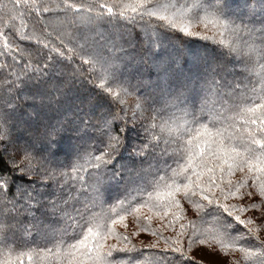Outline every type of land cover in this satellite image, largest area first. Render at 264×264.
<instances>
[{
	"label": "snow or ice",
	"instance_id": "snow-or-ice-1",
	"mask_svg": "<svg viewBox=\"0 0 264 264\" xmlns=\"http://www.w3.org/2000/svg\"><path fill=\"white\" fill-rule=\"evenodd\" d=\"M21 7L55 19L45 20L38 36H19L43 47L25 48L7 35L0 51L5 57L0 67V264H16L10 246L15 214L34 210L41 213L33 217L41 240L56 248L55 264H202L190 255L194 246L226 249L225 239L246 245L239 247L241 257L227 264H264V240L257 235L264 223L247 232L238 228L253 224L238 213L264 208V0H9L0 4V35ZM195 24L200 31L193 30ZM226 32L236 40H225ZM25 57L30 70L17 74L14 65ZM258 62L257 81L225 83L238 68L253 72ZM80 78L114 104H125L147 79L150 91L138 96L140 114L133 110V128L116 130L115 121L125 119L119 113L93 124L81 108L75 119L46 125L39 136L21 143L14 135L21 93L33 107L39 101L42 109L59 111ZM87 103L97 106L91 97ZM138 121H143L146 139L121 162L128 133ZM65 133L75 141L68 145L71 166L58 161ZM149 157L153 163L142 167ZM81 171L88 175L79 176ZM235 171L241 177L233 183L227 178ZM77 178L84 192L70 184ZM153 195L162 203H152ZM257 195L259 203L245 202ZM106 199L114 200L120 212L115 206L106 215L93 211ZM181 200L193 206L195 220L180 214L187 211ZM144 207L157 209L158 215L163 208L164 217L174 208L173 221H184L163 248L158 241L137 248L128 235L113 231L112 225L123 223L126 215L140 220ZM113 236L119 245L106 246ZM146 249L157 251L148 260L137 259ZM41 251L51 253L33 250L29 261Z\"/></svg>",
	"mask_w": 264,
	"mask_h": 264
},
{
	"label": "trees",
	"instance_id": "trees-1",
	"mask_svg": "<svg viewBox=\"0 0 264 264\" xmlns=\"http://www.w3.org/2000/svg\"><path fill=\"white\" fill-rule=\"evenodd\" d=\"M9 0H0V4L8 3ZM49 18L55 19L49 14H45L44 16L39 15L35 11L29 14L28 9L21 7L17 9L15 19L12 20L9 24L7 30H4V34L0 35V51L3 50V45L5 43V36L10 35L11 38L16 39L17 42L21 44L22 47L28 48L31 46L32 49L37 47H43V45H37L35 40H20L19 36L23 35L26 37H33L40 35V27L43 26V22ZM0 29H3V24L0 23ZM50 30V29H49ZM193 30L200 31L201 26L199 24H195L193 26ZM102 31V30H101ZM229 43H232L236 40V37L231 35L230 33H225L224 37ZM97 39H100L97 37ZM194 39V38H192ZM241 40H248L249 44H252V41L247 36H241ZM203 43V42H201ZM19 59V57H18ZM258 60V58H257ZM7 63L11 64V58L9 57ZM79 61H77V64ZM29 61L27 57L23 59V61L19 65H14L16 73L22 74L25 70H30L28 68ZM5 66V57L0 55V67ZM231 69V65H229ZM32 67L34 68L35 65L33 64ZM261 65L258 62L256 68L253 72H241L239 68L237 69L234 75H229L225 83H231L232 86H235L237 83H250L252 81H257L259 79V69ZM147 72V68L144 69ZM85 75H87V70H85ZM238 77H246L247 79H239ZM155 80V75L153 74V81ZM99 84V81H97ZM147 85V79L139 86V89L136 94L126 97L125 104H114L111 101H104L101 97V94L97 87H94L91 83L87 80L80 78L79 81L73 86V91L69 95L70 100H68L69 96L62 100L63 107L59 110H48L42 109L40 107L39 101L36 102L35 107L32 105L31 100L25 99V93H21V98L16 101L17 104V117H18V126L14 132V135L22 140H29L30 137L39 136V134L43 131L46 125L52 124L59 126L60 124H66L67 121L75 119V113H77L78 109L82 108V113L84 119H90L93 124H98L101 120L102 116H107L109 113L115 115L119 113L121 117L125 119H119L115 121L114 127L117 131L120 130L121 127H127L129 129L133 128V124L131 121V116L133 110L137 112L139 116L140 110L135 107L136 101L138 96L147 95L150 91V88ZM154 83L152 87H154ZM227 90V89H225ZM56 93H53L55 96ZM94 98L97 100V106L91 107L87 101L88 98ZM211 100L212 97L209 96ZM81 100H84L85 103L81 105ZM123 109V110H121ZM86 113V115H84ZM179 115V113H177ZM110 118V117H109ZM127 120V123L125 121ZM143 121H138L135 125V129L129 131V147L124 152V159L121 162H127L129 160V153L132 151V146H139L143 141H145V133L141 124ZM123 135V133H121ZM75 141L73 139L68 138V134L65 133V139L61 141L60 152L58 153V161L62 165L71 166L73 162V157L71 152L68 149V145L74 144ZM161 145H163V140H161ZM99 147V145H97ZM9 152L11 153V146L9 148ZM153 163L152 159L149 157L148 160L142 167L147 168L149 164ZM172 167L179 171L177 164L172 163ZM137 164L139 165V160H137ZM84 168H87V165H83ZM88 173L85 171H81L79 176H87ZM171 175V172H169ZM241 177V173L239 171H235L231 177L227 179H231L233 183ZM218 182L219 177H218ZM70 184H74L75 188L80 189L81 192H84L83 182L80 181L78 178L74 181H70ZM222 186H225L222 183ZM218 191V190H217ZM242 191H252L250 188L242 189ZM73 195H76L73 192ZM91 198L90 193H85ZM85 198L84 195L80 196V199L83 200ZM147 199V196H145ZM260 197L254 196L252 197L251 201L245 202H256L259 203ZM229 202L234 203H241V201L236 200L235 198H230ZM98 206L93 209V211L102 214H110L111 207L115 206L117 212H120L119 205L115 204L114 200L106 199V203L100 205L99 202ZM152 203H162L160 201L155 200V196L153 195ZM3 206H0V210H2ZM10 207V206H9ZM181 207L182 209H186L187 211H181L182 216H187L191 220L196 219V213L193 206L187 200H181ZM164 209H159V215L157 214V209L152 208L151 210L149 207H144L140 209V220H136L134 215H126L125 220L123 223L117 222L116 224L112 225L113 231L119 235H128L131 241V244H134L137 248H141L142 245H147L152 242L158 241L159 247H165V239L171 242L173 238H175L176 231L179 229V224L183 223L184 221H173L171 212L175 211V209L169 210V216H163ZM40 211H33L32 213L20 211L18 214H15V227L21 231L20 235L15 234V243L10 245L12 248L11 258L16 261V264H37V260L40 261V264H55V255H56V248L52 246L51 243H44L41 240V232L38 231L36 227V219L40 217ZM124 214V213H120ZM241 216V219H251L253 220L252 225H248L245 227L244 225H239L238 228L241 232H247L248 228L256 227L259 228L262 223H264V208L259 210H249L248 212L238 213ZM149 217L148 220H144L143 217ZM114 218V217H113ZM168 224V227L165 225ZM127 225V228L124 227ZM210 227V225H209ZM135 232L136 235H131V233ZM156 233V235H153ZM260 239L264 240V228L260 229L257 233ZM233 237L237 236L236 232L232 233ZM163 237V238H161ZM2 239V237H0ZM255 242V240H253ZM105 245L111 244H118L119 242L113 236L110 239L104 241ZM223 243L228 244L226 249H222L219 244L212 245L215 248V251H209L210 245H195L194 251L190 253L193 259L201 261L202 264H227V261L235 260L241 257V252L239 251V247L246 246L243 240L239 241H232L225 239ZM185 247H187L188 242L187 240L183 241ZM36 249H51V253L41 251L38 255L34 256L32 261H29L28 255L32 254L33 250ZM157 251V249H146L144 256L138 257L137 259L141 261H145L151 258L152 253ZM24 253V255H21ZM4 255H9L6 249L3 250ZM120 259H125L123 254H119ZM240 264H245L243 260H240Z\"/></svg>",
	"mask_w": 264,
	"mask_h": 264
},
{
	"label": "rangeland",
	"instance_id": "rangeland-1",
	"mask_svg": "<svg viewBox=\"0 0 264 264\" xmlns=\"http://www.w3.org/2000/svg\"><path fill=\"white\" fill-rule=\"evenodd\" d=\"M230 67V66H229ZM54 93V92H53ZM71 98H70V96H69V98H68V100H70ZM20 141H21V143H23V142H25V140H22V139H20ZM14 233L16 234V235H20L21 234V231L20 230H18L17 228H14Z\"/></svg>",
	"mask_w": 264,
	"mask_h": 264
}]
</instances>
